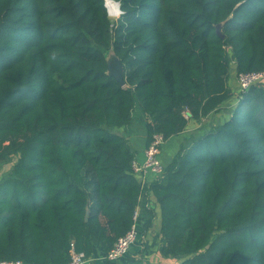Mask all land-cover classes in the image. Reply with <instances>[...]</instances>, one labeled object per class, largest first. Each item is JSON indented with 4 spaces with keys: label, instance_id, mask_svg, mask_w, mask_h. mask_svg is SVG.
Instances as JSON below:
<instances>
[{
    "label": "trees",
    "instance_id": "obj_1",
    "mask_svg": "<svg viewBox=\"0 0 264 264\" xmlns=\"http://www.w3.org/2000/svg\"><path fill=\"white\" fill-rule=\"evenodd\" d=\"M116 1L112 20L105 0H0V161L17 155L0 177V260L62 264L71 242L103 255L141 209L151 226L152 193L162 255L264 264V84L143 185L118 130L138 102L145 146L177 135L231 97L230 58L264 70V0ZM110 46L123 85L105 72Z\"/></svg>",
    "mask_w": 264,
    "mask_h": 264
},
{
    "label": "crops",
    "instance_id": "obj_2",
    "mask_svg": "<svg viewBox=\"0 0 264 264\" xmlns=\"http://www.w3.org/2000/svg\"><path fill=\"white\" fill-rule=\"evenodd\" d=\"M225 101H223L218 108L208 113L206 116L200 118L199 120L190 119L184 130L179 132L177 135H172L171 137L164 140V144L160 150V158L164 165H166L167 162H169L170 159L173 157V155L175 154V152L179 147L180 142L184 138L188 137L190 134H200L208 130L211 125L208 124L207 122H209L210 119H212L213 121L215 120L213 123L217 124L225 120L230 115L233 108L231 107V109L228 110V114H227L226 110L228 108V105L224 110L225 112L220 113V108L223 107L222 104ZM137 117L140 118V124H141L140 129L141 132L143 133L136 132V130L132 126V123L134 122L137 123L138 121ZM137 117L134 118L132 115L131 124L129 126V129L126 131L128 132L126 137L128 138L131 148L134 151V158L136 160L141 161L143 160L144 157L145 137H146L145 123L147 117L144 113L139 114ZM121 128H123V130L119 132L125 135L126 133L124 131V127L122 126ZM6 164L7 163L5 160L0 161V177H2L4 173H6L9 170L8 168L10 167V165L7 168ZM154 175L155 174L152 172H147L146 173L147 180L148 181L151 180L154 177ZM146 196H147V202L149 203V205H151L154 208V216L152 218V224L145 232L143 231L142 224L144 222L145 216H144V212L141 209L140 217L137 223V227L138 225L140 226L137 228L138 235L134 243L130 246L128 254L117 260H107L101 257L102 252L101 249H99L100 247L98 246L96 248L97 253L95 255L89 256L84 264H125V261L127 260L128 257H131V259L133 260L131 262H133L134 264H177L179 262V259L175 257L164 256L160 253L159 245L162 237L160 232L161 215H160L159 205L156 202V199L152 193L146 194Z\"/></svg>",
    "mask_w": 264,
    "mask_h": 264
},
{
    "label": "built area",
    "instance_id": "obj_3",
    "mask_svg": "<svg viewBox=\"0 0 264 264\" xmlns=\"http://www.w3.org/2000/svg\"><path fill=\"white\" fill-rule=\"evenodd\" d=\"M264 75V70H248L238 73V84L241 91L247 89L251 84L258 82ZM165 138L161 133L155 132L151 141L145 146L143 160H132V169L134 174L143 185L148 182L146 173L152 172L160 174L163 171L164 164L160 158L161 146ZM138 211H134L133 217L137 216ZM137 238V228L135 223L121 236H119L110 249L101 257L107 260H117L123 257L130 249V246ZM70 259L62 264H84L87 256L83 251H76L71 242ZM0 264H23L20 260H0Z\"/></svg>",
    "mask_w": 264,
    "mask_h": 264
},
{
    "label": "rangeland",
    "instance_id": "obj_4",
    "mask_svg": "<svg viewBox=\"0 0 264 264\" xmlns=\"http://www.w3.org/2000/svg\"><path fill=\"white\" fill-rule=\"evenodd\" d=\"M119 13L120 12H118L116 15H111L110 13H108V15H109L110 19L115 20L118 17ZM228 50H229V53H230L231 52L230 48H228ZM234 65H235L234 64V59L233 58H230V60H229V73H228V76H227V83H228L229 87L232 90V95H231V97L228 100H226L222 104L223 107L220 108V113L225 112L224 110L226 109V106L228 105V108L226 110L227 111V114H228V110H230L231 107L233 108L235 99L237 101L238 98H239V93H241V90L239 89V84H238V72L236 71V68H235ZM257 83L264 84V75L261 78V80L259 82H257ZM141 113H144V112H143L142 108L140 107V105L137 102L136 105L133 108L132 115H133L134 118H136ZM137 118H138L137 123L136 122L132 123V126L136 130V132H141V129H140L141 128L140 118L139 117H137ZM131 121H132V119H131ZM210 121H211V123H210ZM214 121L212 119H210L209 122H207V123L212 126L213 124H215V123H213ZM130 124H131V122H130ZM130 124L127 127L125 126L126 128L123 126L124 127V131L126 133L125 134L126 136L128 134V132H126V129H129ZM142 125H143V123H142ZM121 127L118 128L119 131H122L123 130V128H121ZM141 133H143V132H141ZM163 144H162V146H163ZM162 146H161V148H162ZM16 157H17V155H13V156H10V158H8L6 160L7 168L9 167V165L11 167L12 162L15 161ZM10 167L8 169H10Z\"/></svg>",
    "mask_w": 264,
    "mask_h": 264
},
{
    "label": "water",
    "instance_id": "obj_5",
    "mask_svg": "<svg viewBox=\"0 0 264 264\" xmlns=\"http://www.w3.org/2000/svg\"><path fill=\"white\" fill-rule=\"evenodd\" d=\"M116 2L118 5L119 12H121L119 2L118 1H116ZM105 6H106V0H105ZM107 12H108V9H107ZM220 25H221V23L216 24V31L218 34L223 36L221 31H220ZM104 56H105V60H106V64H107L105 72L108 75H112L121 85H123L125 83L124 76H123V64H122V61L120 60V58L118 57V55L115 53L114 48L112 46H110L105 51ZM85 218H87V215Z\"/></svg>",
    "mask_w": 264,
    "mask_h": 264
},
{
    "label": "bare ground",
    "instance_id": "obj_6",
    "mask_svg": "<svg viewBox=\"0 0 264 264\" xmlns=\"http://www.w3.org/2000/svg\"><path fill=\"white\" fill-rule=\"evenodd\" d=\"M106 7L111 15H116L119 12L118 5L115 0H106Z\"/></svg>",
    "mask_w": 264,
    "mask_h": 264
}]
</instances>
